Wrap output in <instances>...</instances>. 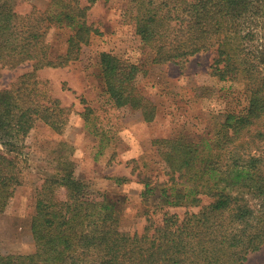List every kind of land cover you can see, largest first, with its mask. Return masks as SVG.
Listing matches in <instances>:
<instances>
[{"label": "trees", "instance_id": "trees-1", "mask_svg": "<svg viewBox=\"0 0 264 264\" xmlns=\"http://www.w3.org/2000/svg\"><path fill=\"white\" fill-rule=\"evenodd\" d=\"M95 1L49 0L45 9L24 13L0 2V75L4 67L31 64L0 88V212L23 181L17 154L34 123L62 132L72 112L37 74L78 58L94 31L87 16ZM122 17L142 49L135 61L99 53V78L115 107L152 121L156 104L139 88V75L165 63L182 67L208 50L210 75L243 84L213 136L152 140L167 175L158 198L167 207L198 209L182 217L166 211L159 222L147 218L141 233L122 230L121 199L95 193L73 162L60 158L37 192L34 251L0 254V264H244L264 243V149L257 144L264 139V0H127ZM52 26L69 28L62 52L46 40ZM150 191L145 182L142 195Z\"/></svg>", "mask_w": 264, "mask_h": 264}, {"label": "rangeland", "instance_id": "rangeland-1", "mask_svg": "<svg viewBox=\"0 0 264 264\" xmlns=\"http://www.w3.org/2000/svg\"><path fill=\"white\" fill-rule=\"evenodd\" d=\"M7 1L20 13L32 7L45 9L49 2ZM126 3L127 0H96L87 16L94 29L93 38L81 46L78 58L66 66L43 68L37 74L50 94L61 104L70 105L72 112L62 132L37 120L18 149L23 181L0 212L1 255L34 251L30 223L37 192L44 180L57 171L60 158L72 161L75 175L95 193L121 199L122 230L141 233L147 218L159 222L166 211L182 217L186 211L198 209L167 207L158 198L167 175L152 140L176 133L213 136L230 98L243 84L210 75L212 52L208 50L193 55L186 66L174 64L168 70L155 68L154 71L151 66L146 74L139 75V88L156 104L155 120L145 122L138 111L115 107L99 78V53L110 51L131 61L140 56L142 48L134 26L123 21ZM68 34V27L52 26L46 40L54 52H62ZM30 69L29 62L2 68L0 88L8 87ZM261 71L264 74V64ZM257 144L264 149V139ZM122 172L124 175H115ZM145 182L152 191L143 196ZM56 193L62 198L63 188L56 189ZM206 202L207 198L203 197L201 203ZM244 264H264V243L247 255Z\"/></svg>", "mask_w": 264, "mask_h": 264}, {"label": "crops", "instance_id": "crops-1", "mask_svg": "<svg viewBox=\"0 0 264 264\" xmlns=\"http://www.w3.org/2000/svg\"><path fill=\"white\" fill-rule=\"evenodd\" d=\"M92 34H91V36H90V38H89V41L90 40H92ZM192 57V56H191ZM191 57H189V59L187 60V62H185V64H184V66H186V65H188V61L191 59ZM170 65H174V63H165V64H161V65H155V66H153V71H154V69L155 68H157V69H159V68H163V69H166V70H168V67L170 66ZM139 115H140V113H138ZM156 117H157V109H156V115H155V117H154V119L153 120H155L156 119ZM124 173L125 172H122V174H120V173H117V174H115V175H124Z\"/></svg>", "mask_w": 264, "mask_h": 264}]
</instances>
